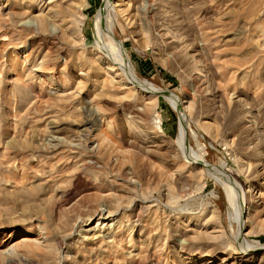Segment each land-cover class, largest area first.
I'll return each instance as SVG.
<instances>
[{
	"label": "rangeland",
	"instance_id": "374dc122",
	"mask_svg": "<svg viewBox=\"0 0 264 264\" xmlns=\"http://www.w3.org/2000/svg\"><path fill=\"white\" fill-rule=\"evenodd\" d=\"M0 264H264V0H0Z\"/></svg>",
	"mask_w": 264,
	"mask_h": 264
},
{
	"label": "bare ground",
	"instance_id": "6f19581e",
	"mask_svg": "<svg viewBox=\"0 0 264 264\" xmlns=\"http://www.w3.org/2000/svg\"><path fill=\"white\" fill-rule=\"evenodd\" d=\"M129 73H131V72H129ZM131 75H132V73H131ZM133 77V76H132ZM134 80H135V78H134ZM136 81V80H135ZM164 93V95L165 96H167V98H169L174 104H177V105H179L178 104V100H177V98L175 97V96H173V95H170L169 93H167V92H163ZM96 224H99V222H97Z\"/></svg>",
	"mask_w": 264,
	"mask_h": 264
}]
</instances>
